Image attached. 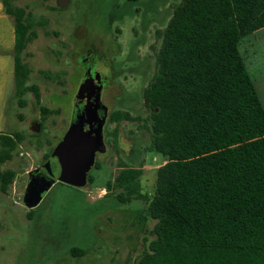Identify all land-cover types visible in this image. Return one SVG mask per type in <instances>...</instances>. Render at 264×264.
Segmentation results:
<instances>
[{"label":"trees","instance_id":"trees-1","mask_svg":"<svg viewBox=\"0 0 264 264\" xmlns=\"http://www.w3.org/2000/svg\"><path fill=\"white\" fill-rule=\"evenodd\" d=\"M17 1L2 0L13 23L14 86L38 102L21 56L41 24ZM263 28L264 0H181L155 32L154 72L142 91L148 115L109 117L110 123H138L149 134L145 150L166 160L150 196L142 192L141 164L120 162L106 182L105 198L120 205L143 201L154 221L138 264H264V104L239 51L243 39ZM40 112L42 120L50 114L44 107ZM19 141V134L0 135L2 194L15 172L1 165Z\"/></svg>","mask_w":264,"mask_h":264},{"label":"rangeland","instance_id":"rangeland-1","mask_svg":"<svg viewBox=\"0 0 264 264\" xmlns=\"http://www.w3.org/2000/svg\"><path fill=\"white\" fill-rule=\"evenodd\" d=\"M180 1L69 0L64 10L55 9V0L15 2L32 14L33 21L44 24L36 28L37 38L21 56L30 70L26 85L38 87L39 103L33 92L21 96L16 92L13 23L0 4V135L21 136L11 160L1 165L13 170L15 178L5 194L0 192V264H138L147 251L154 221L145 213L146 204L120 205L104 197L105 186L118 174L120 162L141 164L142 192L150 196L156 170L166 160L145 150L149 134L138 123L115 124L108 119L113 113L148 115L142 91L154 72L160 43L155 32L166 26ZM87 50H94L97 65L108 68L98 72L110 75L101 96L108 112L105 152L96 155L87 177L91 184L75 187L55 182L27 215L23 203L27 173L50 155L72 121L74 98L83 91L80 59ZM239 51L252 75L255 67L263 69L264 30L243 39ZM257 81L264 104V83ZM40 107L50 111L44 120ZM36 123L38 133L31 131ZM72 249L80 255L72 256Z\"/></svg>","mask_w":264,"mask_h":264},{"label":"water","instance_id":"water-1","mask_svg":"<svg viewBox=\"0 0 264 264\" xmlns=\"http://www.w3.org/2000/svg\"><path fill=\"white\" fill-rule=\"evenodd\" d=\"M58 9L64 10L69 0H55ZM95 73L86 69L81 82L82 93L74 98L73 117L61 140L46 161L27 173L28 181L23 195L27 211L35 209L42 194L55 182L83 187L89 171L94 167L96 155L105 152L103 127L107 119V107L101 102L102 88L107 84L105 67L96 65ZM103 77V78H102ZM39 124L31 131L38 133ZM45 172V174L43 173Z\"/></svg>","mask_w":264,"mask_h":264},{"label":"flooded vegetation","instance_id":"flooded-vegetation-1","mask_svg":"<svg viewBox=\"0 0 264 264\" xmlns=\"http://www.w3.org/2000/svg\"><path fill=\"white\" fill-rule=\"evenodd\" d=\"M80 60H81L82 66H83V70H84L83 73H84V75H85L86 69H90L91 70V72H90L91 74L95 73L94 71H95V67L97 65L96 64V62H97V56H96V53L94 52V50H87L86 53L83 55V57H81ZM106 71L108 72L107 66H106ZM84 75H83V77H84ZM109 76L110 75L108 73V75L106 77H104V79H106L107 82L109 81ZM105 86L102 88L101 96H102V92H103ZM43 173L45 174L44 171H43Z\"/></svg>","mask_w":264,"mask_h":264},{"label":"crops","instance_id":"crops-1","mask_svg":"<svg viewBox=\"0 0 264 264\" xmlns=\"http://www.w3.org/2000/svg\"><path fill=\"white\" fill-rule=\"evenodd\" d=\"M0 4H1V7H2V11H3V6H2V0H0ZM264 30V28L263 29H261V30H259V31H257V32H255V33H253L252 34V36L254 37L256 34H259L261 31H263ZM247 68V67H246ZM256 69H255V74L254 75H252L251 73H250V71H248V68H247V71H248V73H249V75H250V77L252 78V80L254 81L255 79L256 80H258L257 82L259 83V84H262V83H264V68L263 69H257L258 67H255ZM259 76V77H258ZM261 78V79H260ZM256 84V83H255ZM262 87H264L263 85H262Z\"/></svg>","mask_w":264,"mask_h":264}]
</instances>
